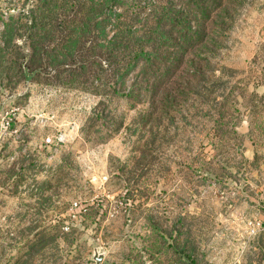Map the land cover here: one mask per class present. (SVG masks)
Instances as JSON below:
<instances>
[{
  "label": "rangeland",
  "instance_id": "obj_1",
  "mask_svg": "<svg viewBox=\"0 0 264 264\" xmlns=\"http://www.w3.org/2000/svg\"><path fill=\"white\" fill-rule=\"evenodd\" d=\"M188 15L131 97L0 90V264H264V0Z\"/></svg>",
  "mask_w": 264,
  "mask_h": 264
},
{
  "label": "trees",
  "instance_id": "obj_2",
  "mask_svg": "<svg viewBox=\"0 0 264 264\" xmlns=\"http://www.w3.org/2000/svg\"><path fill=\"white\" fill-rule=\"evenodd\" d=\"M180 1L25 0L3 18L0 90L43 77L50 84L131 97L135 89L127 85L128 76L140 65L157 68L160 47L178 38V48L190 46L200 33L192 30L189 12L208 17L217 5V0Z\"/></svg>",
  "mask_w": 264,
  "mask_h": 264
},
{
  "label": "water",
  "instance_id": "obj_3",
  "mask_svg": "<svg viewBox=\"0 0 264 264\" xmlns=\"http://www.w3.org/2000/svg\"><path fill=\"white\" fill-rule=\"evenodd\" d=\"M94 259L97 263H100L104 259V253H100L98 248L94 250Z\"/></svg>",
  "mask_w": 264,
  "mask_h": 264
}]
</instances>
